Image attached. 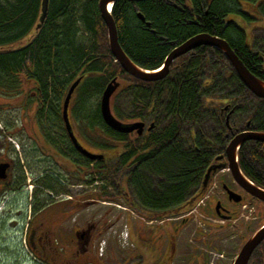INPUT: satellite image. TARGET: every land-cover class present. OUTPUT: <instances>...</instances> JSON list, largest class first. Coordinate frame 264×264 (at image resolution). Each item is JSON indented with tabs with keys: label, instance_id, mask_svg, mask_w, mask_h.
Instances as JSON below:
<instances>
[{
	"label": "trees",
	"instance_id": "obj_1",
	"mask_svg": "<svg viewBox=\"0 0 264 264\" xmlns=\"http://www.w3.org/2000/svg\"><path fill=\"white\" fill-rule=\"evenodd\" d=\"M98 1L49 0L47 15L40 22L42 0H0V75L29 71L45 86L53 107L62 105L69 86L80 75L76 90L84 88L82 101L102 93L114 76L122 78L114 94L122 89L132 91L125 119L149 121L154 126L142 135L113 130L102 119L100 101L91 112L84 108V101L85 120L93 121L91 127L99 125L105 140L118 143L114 157L95 161L93 166L94 160L85 158V178L108 180L120 195L129 196L136 207H149V215L155 216L183 204L199 186L210 158L225 148V134L231 131L220 113L223 102L234 106L233 128H245L250 121L252 129L264 130V99L255 96L224 53L210 45L176 58L163 79L134 77L111 52ZM238 2L116 0L112 15L123 50L145 69L159 68L175 46L208 32L225 38L246 66L264 79V52L249 44L246 29L230 18L239 13ZM79 31L85 40L78 39ZM27 36L31 37L25 44L12 47ZM112 110L124 120L115 106ZM109 145L101 143L103 148ZM239 162L242 171L264 187V142H244ZM153 177L158 179L156 184Z\"/></svg>",
	"mask_w": 264,
	"mask_h": 264
},
{
	"label": "flooded vegetation",
	"instance_id": "obj_2",
	"mask_svg": "<svg viewBox=\"0 0 264 264\" xmlns=\"http://www.w3.org/2000/svg\"><path fill=\"white\" fill-rule=\"evenodd\" d=\"M238 1L239 13L233 14L250 26L252 45L255 47L254 31L263 23L258 19L264 18L261 15L264 0ZM245 15L252 19H247ZM116 77L119 88L122 78ZM79 78L81 81V75ZM76 88L68 107L72 130L80 145L94 153L103 154L102 158L91 159L76 147L63 118V101L62 105L53 107L46 98L45 86L33 74L27 70H15L10 76L0 75V264H115V261L103 258L100 220L94 215H84L86 200L83 187L86 179L85 158L94 160V163L110 155L114 157L118 143L105 140V134L98 128L99 125L94 123L91 127L93 121L85 120L81 102L75 101ZM227 104L229 106L225 108ZM233 107L230 101L225 100L220 111L221 115H225V124L231 131L230 134H225L228 138L225 148L210 158L199 186L186 201L163 215L170 220L172 217L179 218L182 212V219L179 222H167L163 227L167 242L155 264H170L175 254L177 234L192 218L197 206L200 215L207 221L215 219L226 222L239 219L241 215L237 206L245 204L247 198L264 205L263 200L252 196L243 188L227 164L226 147L230 140L236 133L252 129L250 121H247L245 128H233L235 122L230 121V118L229 123L227 122V115L230 113L231 116L234 112ZM15 111L19 113L18 117L14 116ZM144 122L141 134L135 130L127 133L144 134L152 123ZM101 143L112 146L103 148ZM92 144L97 146L96 150L90 149L89 145ZM213 163H225L226 166L213 170L207 185L202 187L207 170ZM89 182L91 184L97 181ZM202 190L205 193L197 201ZM229 190L240 194L242 199L233 200ZM145 210L148 212L150 209L147 207ZM263 225L264 222L256 230ZM255 231L241 237V246L234 257L225 256L222 251L218 252L219 258L213 260L211 254L202 250L191 251L193 263L229 264L232 259L231 264H234L244 243ZM158 243L159 241L156 244ZM247 264H264V238L251 253Z\"/></svg>",
	"mask_w": 264,
	"mask_h": 264
},
{
	"label": "rangeland",
	"instance_id": "obj_3",
	"mask_svg": "<svg viewBox=\"0 0 264 264\" xmlns=\"http://www.w3.org/2000/svg\"><path fill=\"white\" fill-rule=\"evenodd\" d=\"M231 16L244 26L249 34L248 42L253 44L250 26L236 14L232 13ZM258 21L263 23L260 25L261 28L259 27L254 31V43L256 48L264 52V19H258ZM78 36L79 40H85V34L82 31L78 32ZM29 38L30 36L14 43L12 47L23 45ZM83 89L80 86L75 91V101L81 102V104L86 102L84 108L86 107L89 112L94 111L100 101L101 93L89 95L82 101ZM114 95L111 98V107L115 106L122 118L124 117V122H132L125 119L126 114L131 109L132 91H123L122 89ZM14 116L18 117L19 113L15 111ZM210 127H213V123H210ZM89 147L91 150H96L97 146L92 144ZM93 164L95 162L90 163L91 166ZM157 180L153 177V184H156ZM83 193L84 200H86L84 215H94L102 225L100 246L104 251L103 258L115 261V264H155L161 257L167 242L163 227L167 222H179L182 219V212L179 218L172 217L170 220L167 216H163L168 212L159 213L155 216L149 215L150 210L146 212L145 208L136 207L129 196L125 198L120 195L106 179L91 184L88 179H85ZM253 200L247 198L246 205L242 203L237 206L241 215L239 219L226 222L215 219L207 221L200 215L197 206V209L192 213V218L181 227L177 234L175 254L170 264H194L191 251L198 252L199 250L211 254L213 260L219 258L218 252L221 253L222 251L225 256L234 257L241 246V237L255 231L264 222V205ZM157 241H159L158 245L156 244ZM230 260L229 264L232 262V259Z\"/></svg>",
	"mask_w": 264,
	"mask_h": 264
},
{
	"label": "water",
	"instance_id": "obj_4",
	"mask_svg": "<svg viewBox=\"0 0 264 264\" xmlns=\"http://www.w3.org/2000/svg\"><path fill=\"white\" fill-rule=\"evenodd\" d=\"M116 0H99L98 1V9L100 15L107 26L108 32V40L109 46L113 56L116 61L120 63L122 68L133 75L136 78L145 80V81H156L163 79L166 77L170 71L171 63L180 55L185 54L201 45H210L215 48L220 49L224 55L229 59L233 68L237 72L241 81L245 84V86L256 96L264 99V79L255 75L243 62V60L237 55L234 51L230 43L223 37L218 35H214L208 32H200L197 33L179 45L175 46L167 55L164 63L160 68L157 69H145L138 64H136L123 50L122 46L119 43L118 39V30L115 19L112 15V7ZM132 1H142V0H132ZM49 0H42V10L40 22L44 21L47 10H48ZM139 17L144 20V15L142 13H138ZM149 24V23H148ZM40 23L38 24V27ZM80 78H77L72 84L69 86L66 95L63 99V118L66 123V128L69 131L70 137L74 141L76 147L81 150L87 157L91 159L102 158L103 154L94 153L87 148L83 147L79 144L72 130L71 123L69 121L68 116V107L70 103V99L72 94L79 84ZM119 85V81L117 77H113L104 87L101 98H100V111L104 122L111 127L112 129L119 132H132L137 131L138 134H141L145 127V122L142 120H135L132 122H124L118 119L111 107V98L115 91L117 90ZM229 105L227 104L225 108ZM233 111V110H232ZM231 112V111H230ZM230 113L227 115L226 120L229 123ZM249 123V122H248ZM154 123L152 122L149 128L153 127ZM249 140H258L264 142V130H243L236 133L233 138L230 140L226 147V153L228 158V166L230 171L232 172L234 178L243 186V188L250 193L252 196L264 201V188L258 186L254 182H252L242 171L239 162H238V151L241 145ZM226 166L223 164H215L213 163L207 170L206 176L203 181V186L207 185V181L210 178L211 172L217 170L220 167ZM205 193V190L197 197L200 199ZM230 197L235 201H240L242 196L233 190H229ZM264 238V225L256 230L250 238L244 243L241 248L234 264H247L251 253L254 251L255 247L261 242Z\"/></svg>",
	"mask_w": 264,
	"mask_h": 264
},
{
	"label": "bare ground",
	"instance_id": "obj_5",
	"mask_svg": "<svg viewBox=\"0 0 264 264\" xmlns=\"http://www.w3.org/2000/svg\"><path fill=\"white\" fill-rule=\"evenodd\" d=\"M141 13V12H140Z\"/></svg>",
	"mask_w": 264,
	"mask_h": 264
},
{
	"label": "crops",
	"instance_id": "obj_6",
	"mask_svg": "<svg viewBox=\"0 0 264 264\" xmlns=\"http://www.w3.org/2000/svg\"><path fill=\"white\" fill-rule=\"evenodd\" d=\"M264 19V18H263Z\"/></svg>",
	"mask_w": 264,
	"mask_h": 264
}]
</instances>
